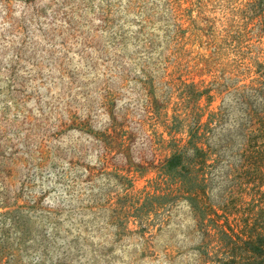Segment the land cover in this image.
<instances>
[{
    "label": "rangeland",
    "instance_id": "rangeland-1",
    "mask_svg": "<svg viewBox=\"0 0 264 264\" xmlns=\"http://www.w3.org/2000/svg\"><path fill=\"white\" fill-rule=\"evenodd\" d=\"M263 116L264 0H0V264H230Z\"/></svg>",
    "mask_w": 264,
    "mask_h": 264
},
{
    "label": "trees",
    "instance_id": "trees-1",
    "mask_svg": "<svg viewBox=\"0 0 264 264\" xmlns=\"http://www.w3.org/2000/svg\"><path fill=\"white\" fill-rule=\"evenodd\" d=\"M246 145L245 182L262 183L264 181V116L250 125ZM191 139V138H190ZM194 151L191 158L184 152L175 151L164 163L163 172L167 175L176 174L182 177L184 172L195 170L205 165L203 148L195 139L190 140ZM201 190L195 189L190 199L196 200L195 207L201 217V223L206 230L213 231L217 242L224 247L226 255L223 261L230 264H264V199L258 200L255 207L247 208L237 213L231 220L221 219L211 206H206L198 198ZM162 196V195H161ZM209 229V230H208Z\"/></svg>",
    "mask_w": 264,
    "mask_h": 264
}]
</instances>
